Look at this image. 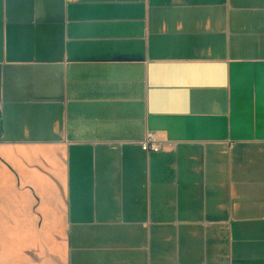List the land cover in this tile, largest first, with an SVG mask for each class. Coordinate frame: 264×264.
<instances>
[{"label":"crops","instance_id":"1","mask_svg":"<svg viewBox=\"0 0 264 264\" xmlns=\"http://www.w3.org/2000/svg\"><path fill=\"white\" fill-rule=\"evenodd\" d=\"M0 264H264V0H0Z\"/></svg>","mask_w":264,"mask_h":264},{"label":"built area","instance_id":"2","mask_svg":"<svg viewBox=\"0 0 264 264\" xmlns=\"http://www.w3.org/2000/svg\"><path fill=\"white\" fill-rule=\"evenodd\" d=\"M141 148L146 153H159L162 150L161 143L156 136L152 133H148L141 143Z\"/></svg>","mask_w":264,"mask_h":264}]
</instances>
